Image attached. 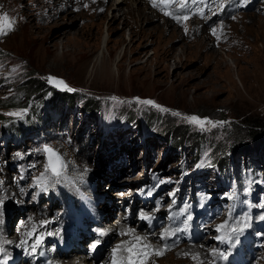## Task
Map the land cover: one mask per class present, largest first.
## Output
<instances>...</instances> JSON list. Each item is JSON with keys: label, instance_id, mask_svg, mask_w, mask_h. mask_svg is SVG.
<instances>
[{"label": "rangeland", "instance_id": "obj_1", "mask_svg": "<svg viewBox=\"0 0 264 264\" xmlns=\"http://www.w3.org/2000/svg\"><path fill=\"white\" fill-rule=\"evenodd\" d=\"M29 1L24 0L21 8L0 0V15L7 13L14 21L13 30L0 36V71H6L0 77V181H3L0 199H4L0 205L4 226L0 227L5 237L28 239L25 233L31 228L27 227L21 236L15 228L31 214H63L67 205L64 200L74 198L69 196L72 187L68 182L74 180L73 175L78 171L76 164H86L82 175L90 184L95 205L101 214L105 213L99 217L109 211L106 206L110 202L96 197L102 193L99 190L113 183L116 187L108 189V196L117 201L115 193L119 187L143 189L140 184L147 181L136 178L140 172H145L144 179L155 178V187L161 188L159 198L165 203L161 210L173 194L180 197L186 193L198 197L202 203L208 202L210 207L228 206L223 212H217L214 222L205 225L209 227L203 228L199 239L176 243L164 255H153L149 264H198L191 258L196 252L207 253L211 247L227 249L228 246L218 244L213 237L218 234L215 226L227 218L230 209L236 218L233 223L250 217L247 221L250 226L240 235V243L230 250H240L237 254L243 251L244 257L233 264H264V237L257 235L264 233V219H261L264 209L256 206L264 203V132L257 139L249 134L253 120L264 121V0H206L207 7L205 4L192 6L189 0L191 18L180 22L165 16L148 0L144 1L149 10L155 9L157 16L151 13L146 22H141L136 15L125 19L126 22L121 18L112 20L111 14L116 12L112 7L114 0H77L83 7L81 13L75 8L67 13L76 0H70L67 9L59 11L53 4L58 0ZM128 2L123 3L124 8ZM197 8H206L203 16L192 15ZM178 9L179 0L167 10ZM21 11L30 18L34 33L28 29L29 24H21ZM144 23L149 27L145 36L140 32ZM212 28L217 30L215 36ZM54 34H57L54 40L46 41L47 36ZM104 36L112 38L108 42L111 55L105 54L103 69L95 75L89 69L90 63ZM121 47L124 56L116 68L114 56ZM181 49L182 60L178 62L175 59L180 56L176 54ZM49 76L63 79L76 90L72 105L60 95L70 92L49 84ZM135 97L153 100L170 111L138 103ZM34 103L41 105V116L49 114L38 128L37 139H33L34 128L25 130L21 137L4 134L7 120H14L6 113ZM176 111L182 115H172ZM193 114L225 123L216 127L207 125L201 130L183 118ZM178 139L180 143L173 145V140ZM44 143L58 148L69 162L70 180L36 195L38 190L29 185L31 176L43 171L44 157L33 154L32 150ZM240 143L241 149L233 156L241 165L254 159L261 168V176L252 186L237 190L235 181L233 185L222 181V174L211 161L218 153L230 152L234 144ZM17 152L24 154L22 159L15 156ZM36 162V169L28 168ZM21 176L25 179L21 180ZM125 177L129 179H121ZM117 180L120 185H116ZM161 180L171 182L160 184ZM21 188L24 193L20 192ZM13 189L9 195L8 191ZM84 206L88 204L83 202L79 208ZM138 210L128 215V228L137 222ZM134 228L141 232L147 230L145 221ZM119 233L111 235L104 244L98 261L111 263L104 259L105 252L112 241L116 243L122 238ZM20 242L13 246L17 254L22 253ZM185 252L190 255L185 256ZM211 260L208 255L205 264H211ZM231 260L229 256L227 261H218V264H232Z\"/></svg>", "mask_w": 264, "mask_h": 264}, {"label": "snow or ice", "instance_id": "obj_2", "mask_svg": "<svg viewBox=\"0 0 264 264\" xmlns=\"http://www.w3.org/2000/svg\"><path fill=\"white\" fill-rule=\"evenodd\" d=\"M177 0H150V4L154 8H159L165 16L171 17L173 20L178 22L187 21L191 17L188 15V12L191 11L189 7V0H179V9L176 12L168 11V6L176 3ZM192 6H197L200 4L206 5V0H190ZM85 8L88 7L87 4L84 5ZM207 7V5H206ZM206 8H197V11L192 12V15H200L203 16ZM14 21L10 20L7 13L0 15V36L7 35L9 32L13 30ZM187 31V29H185ZM212 34L215 36L217 34L216 28L211 29ZM219 38V37H218ZM13 71H16L13 69ZM47 82L49 84H53L57 88L61 90H65L68 92L76 91L75 89L68 86V84L61 78L55 76H49L47 78ZM113 100H116V97H112ZM138 103L151 105L160 109L161 111L168 112L170 111L167 108H163L161 105L157 104L155 101L147 99L141 100L140 97L134 98ZM29 112V108L25 107L23 109H19L15 112L6 113L7 116L14 118L15 120H24ZM174 116H181L182 114L178 111L172 112ZM188 123L199 126L201 130H204L207 125H211L212 127H216L218 124H223L225 122H214L207 117H200L198 115H186L183 117ZM33 154H39L44 157V162L41 165L43 171H40L38 175L31 176L32 184L29 185L30 188L38 190L36 195L40 193H46L49 191V188H53L58 184H61L64 181H69L70 177L67 175V170L69 168V162L65 160L63 154L58 150V148L54 147L49 143H44L40 147H37L32 150ZM17 158H23L24 154L17 152L15 154ZM37 163H32L28 165L30 169H36ZM200 165H198L199 167ZM27 171V170H25ZM21 180L25 179V176L20 177ZM171 181H159L160 184L170 183ZM0 184H3V181H0ZM21 193H24L25 190L23 188L20 189ZM36 195L32 196V199H36ZM151 195V192L148 193ZM175 203V201H174ZM4 204V199H0V205ZM259 208L264 209V203L256 205ZM159 209H157L158 211ZM188 212V205H185L184 208L179 209L178 212L172 214V218L175 221L177 217L184 216L185 213ZM139 219L142 221H146L149 225H151L155 219V217L151 214V212H145L141 210L139 212ZM236 218L233 216V210H229L227 214V218L220 224L215 226V231L218 233L213 237L218 244L227 245L228 248L222 250L219 247H211L208 249L207 253L204 254L203 258H201V253L197 252L192 255V259L196 260L198 264H205V261L208 259V255H211L212 260L211 264H218V261H227L230 256V250L236 247L237 244L240 243V235L250 226L247 222L250 217H245L243 219L238 220L236 223L233 221ZM264 219V216L261 217ZM31 221L32 218L29 217ZM192 220L191 214H187L185 218L181 221L184 225L183 228L175 227V228H164L163 231L159 233L149 232L147 235H138L135 234L136 230L134 228H126L120 231V235L122 236H130V240H122L119 244L115 245L111 249L110 257L111 264H149V258L153 255L162 256L164 252L169 249L170 245L165 243L171 237H175L177 233H186L189 227V221ZM0 223H3L0 220ZM21 223H25L21 221ZM51 223L50 220H41L39 221L40 226H47ZM109 231L105 229H98L99 236L104 237L108 234ZM56 233L48 232V236L55 235ZM25 235L28 237L26 240H22L20 242V247H23L26 244H29V240H33L34 242L30 245V252L36 253L40 246L44 243V233L37 234V226L33 224L31 230L27 231ZM257 235L264 237V233H257ZM150 236H155L159 241H161V247L154 246L150 240ZM6 243H11V241H6ZM101 243V239H97L90 245L91 251L95 252L98 250V246ZM174 244L175 241L173 240ZM204 245H201L203 248ZM27 251V249H26ZM0 253H5V249L3 246H0ZM185 256H189V252L183 253ZM0 264H7V257L5 254L4 259H0Z\"/></svg>", "mask_w": 264, "mask_h": 264}, {"label": "bare ground", "instance_id": "obj_3", "mask_svg": "<svg viewBox=\"0 0 264 264\" xmlns=\"http://www.w3.org/2000/svg\"><path fill=\"white\" fill-rule=\"evenodd\" d=\"M23 1L24 0H4V3H6V4H12L14 7H18V6L20 7L21 6V8H22ZM30 1H33V0H30ZM148 1L150 2V0H148ZM124 2H127V0H114L112 2V7L114 8V10H116V12H114V13L111 14V19L112 20L121 18V19H123L122 22H126L125 19H128L131 16L136 15V18H138L141 22H143V21L146 22L147 20H150L151 13L152 14L154 13L153 15L157 16V13L155 12V9L149 10L150 7L147 6L148 4H146L144 0H129L128 5H127V8H124V6H123V3ZM140 2H144L145 4L143 6H141V5H139ZM70 3H71L70 0H58L57 2L56 1L53 2V4L56 5V9L58 11L59 10L67 9V7L69 6ZM71 4L73 6L72 7L73 9L67 10V13L72 12L74 10V8H75V10L79 11L80 13L83 11V7L80 5L81 4L80 1H77L76 0L75 2H72ZM104 6H107L106 1H104ZM10 7L12 8V6H10ZM46 7L49 8L48 7V3L46 4ZM20 14H21V17L23 18V21L21 22V24L22 25L29 24L31 27H28V29L31 28L32 32L34 33L35 29H33L32 28V25L29 23V19L30 18L28 19V15L25 14V12H22V11H21ZM140 32L142 34H144V36H145L147 33H149V27H145V23H144V25L141 24V26H140ZM29 33H30V31H29ZM55 36H57V34L47 36L46 41L47 40L50 41L52 38H53L52 40H54ZM37 37L38 36L35 35V38H37ZM69 39L70 38L67 37L66 38V41L68 42ZM110 40H112V38L111 37H108V36L107 37L104 36L102 38L101 43H100V46H99V50H98L96 56L94 57V60L91 61V63H90L91 66H90L89 69H91V71L94 70V74L95 75L97 73H99L101 69H103V65H104L103 63L105 61V54L107 53L108 55H111L110 54L111 53V48L108 45L109 44L108 42ZM62 46H63V43H62ZM116 53L117 54H115V56H114V64H115V67L118 68V64L121 63V61L123 60V56H124V50H123V48L121 47L120 50H118ZM182 53H183V50L182 51H179L176 54V56H178V57L180 56V57L178 59H175V60H177L178 62L180 60H182V57H181V54ZM147 59L148 58H146V60ZM184 59H187V54H185ZM112 61H113V59H112ZM54 62H55V59H54ZM61 64H63V63H61ZM178 65H175V68L178 67ZM236 67H237V65H236ZM236 69H238V68H236ZM5 72L6 71H3V70L0 71V77L4 76V73ZM238 76H239V74H238ZM226 78L230 81L229 76H227ZM239 81H242V78H240V76H239ZM74 165H75V163H74ZM76 165H77V169H78V171H76V173L78 175L76 173H74V175H73L74 176V180H71V181L68 182L69 183V187H72V192L71 191L69 192V196L70 197H73V194L75 193V194H77L80 197H77V199L70 198V201L69 202L73 205V207L76 208L77 211L85 212V208L84 207L82 209L79 208L80 207V204H79V200L78 199H82V202L84 201V202H86V204L89 205V207H90L89 211L91 210L90 212L93 213V214H95V216L97 217V216H99L101 214V211L98 209V205H95V203L93 202V201H95V198H93V194L91 192L90 184H89L88 180L86 179V176H83L82 175V171L85 168H87V166H86V164H84V165H78V164H76ZM71 168L73 169L72 166H71ZM67 171H69V169ZM119 171L122 172V170H119ZM143 175L145 176V172H140V176H138L136 178H141ZM121 179L128 180L129 178H126L125 177V178H121ZM116 183H117L116 185H120L119 180H117ZM107 185H108V183H107ZM133 188H134V186H130L127 191H125V190H117V192L115 193V195L117 196V198H120L119 199L120 202H121V199H123V200H130V201H134V202L135 201H138V199H140V201H141V198H139L138 196L140 195V193H141L142 190L140 188H134V189ZM108 189H109L108 186H107V189H106V187L105 188H102V190H99L102 193L100 195L98 193V196H96V197L97 198H103L104 200H107V201L110 200V202L106 206V208H108L109 211L105 215L106 217H109V219L108 220H105V223H103L102 226L104 227L105 230H109V229L112 230V231H109L108 232L109 233L108 236L111 237V235H113V234H115L117 232H120V231H117L118 229L124 230V229L128 228L126 226V222L129 220V217L130 216H126V214L128 213V211H129L130 208L128 207L126 210H123V207L121 205H118L117 206L116 205L117 203L113 202L110 199V197L108 196ZM14 190L15 189L8 191L9 192V195H12L13 193H11V192H14ZM155 208L156 207H151V208L146 207L144 210H145V212H151V214H153V211H154ZM134 209H135V205L131 207V209H130L131 210V213L133 212ZM67 213H68V202H67L66 208L63 211V214H52L51 216H48L46 214L45 215L39 214L37 216H33V214H31L30 217L32 218V220L30 221L29 218H27V220L25 221V223H23V224L22 223H19L16 226L15 231L17 233H19L20 236H21V235H23V233H25V229H27V227L28 228H32L33 224H35L37 226V231H41L42 233H44L45 236H48L47 235L48 232H53V233H56L57 232V227L56 226H57L59 220L62 221L61 218L67 217L66 216ZM82 216H83V219H86V215L85 214L82 215ZM136 218L138 219L137 222H135L133 224V226H131L129 228H134L135 226H137V225H139V224H141L143 222L142 220L139 219V216H136ZM41 220H50L51 223L49 225H47V226H40L39 221H41ZM0 226L2 227V226H4V224L0 223ZM5 226L7 228V225H5ZM1 227H0V244L4 247V249H6V250L11 249L12 252H13V250H14L13 249L14 248L13 246L15 245V242L17 243V242H19V240L22 241L23 239L22 240L19 239V238H10V239H7L5 237V235H4L5 234V231L3 229H1ZM50 227H51V230L48 231L47 228H50ZM146 227H147V225H146ZM163 229L164 228H159L157 230V232H155V233H159V232L163 231ZM135 230H136L135 234H138V235H146V234H148V232H150V230H148V229L147 230H144V232L143 231L141 232L138 229H135ZM151 237H155V236H150L149 237L150 242L154 246H156V247H158V246L161 247L162 246L161 245V241H159L156 237H155L156 239H153L152 240ZM92 239H94V237ZM122 240H130V236H122V238H120V240H118L116 243L112 241L111 242L112 245L109 248H107V250L105 252V256H104L105 258L104 259L111 260V257H110L111 249L116 244H119ZM6 241H11V243H6ZM32 242H34V241H32ZM26 245H28V244H26ZM188 246H193V245H188ZM195 247H196V245H195ZM67 252L71 256L72 255H77L78 257H70V256H67L65 258V260H66L65 262H59L58 264H111V263H108L109 261L108 262H104V261H98L99 259H96V258H88L89 255H87V254L83 255L80 252H73V250H68ZM199 253H201V252H199ZM204 253H206V252L202 250L201 258L204 256L203 255ZM14 254L16 256H21L23 258L25 257V255L23 254V249H22V253L20 252L18 254L17 253H14ZM151 258H152V256L149 258V260ZM23 264H31V263L30 262H24Z\"/></svg>", "mask_w": 264, "mask_h": 264}, {"label": "trees", "instance_id": "obj_4", "mask_svg": "<svg viewBox=\"0 0 264 264\" xmlns=\"http://www.w3.org/2000/svg\"><path fill=\"white\" fill-rule=\"evenodd\" d=\"M73 93L74 92H70V93L62 92L60 93V95L66 99L68 105H72L70 102L74 103V100L72 98ZM27 106L29 108V112L27 116L24 118V120H15V119L7 120V126L3 127L4 134L8 133V134H13L16 137H21V135L24 133L25 130L34 128L36 132H34V134L32 133L33 139L35 138L34 141L37 139L38 137L37 135H40L38 128L40 125L43 124V122L46 121L49 114H46V116H41V114L39 113V108L41 107L40 104L34 103V104H28ZM251 126L252 127L249 131L250 137L257 139L259 137L258 134H263L264 121L253 120L251 122ZM166 129H168V127H166ZM172 139L175 138L172 137ZM177 143H180L179 139L177 141L173 140V145H177ZM241 146L242 143L234 144L230 149V152L218 153L217 155L214 156L213 160L211 161L218 168V171L222 174L220 177L222 181L224 183H231V185H233V181H235L237 190L239 189L241 190L247 185L252 186L256 181H258L257 179H259V176H261L260 174L261 168L259 169V164L255 163L254 159H248L246 162H244L241 165L240 162L236 160V157L233 156V153L236 150H238V148L241 149ZM256 151L257 148H255L253 152L256 153ZM263 167H264V163H263Z\"/></svg>", "mask_w": 264, "mask_h": 264}]
</instances>
